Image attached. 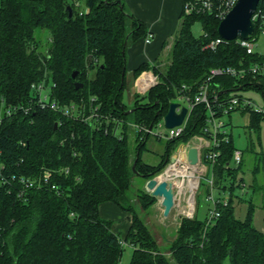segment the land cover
Wrapping results in <instances>:
<instances>
[{
  "label": "trees",
  "instance_id": "trees-1",
  "mask_svg": "<svg viewBox=\"0 0 264 264\" xmlns=\"http://www.w3.org/2000/svg\"><path fill=\"white\" fill-rule=\"evenodd\" d=\"M83 2L89 11L79 14L72 0H0V264H120L125 243L133 246L129 264H264V225H253V204L244 219L234 214L233 193L243 185V178H237L243 159L238 165L231 163L236 148L232 137L222 143L213 166L219 216L209 220L213 205L204 219L197 216L198 192L194 216L181 218L174 239L162 250L145 220L127 204L133 175L144 181L157 175L171 155L167 150L157 166L143 162L146 136L136 133L137 153L132 157L129 122L153 125L183 84L196 90L211 68L250 64L264 60V55L247 53L236 39L207 46L220 36V19L210 13L182 12L169 60L163 66L144 61L132 70L135 79L152 68L160 82L143 97L135 94L134 104L128 105L122 98L126 47L130 38L144 34V23L127 13L123 2ZM257 11L264 14V0ZM196 21L202 25L200 36L192 33ZM37 29L49 32L45 51L39 50ZM254 30L257 36L256 23ZM45 77L55 82L54 95L61 102L96 96L107 113L122 121V137L113 133L114 121L107 130L40 108L6 113L9 106L29 105L32 83ZM76 82L83 85L76 88ZM212 85L222 95L246 87L264 94L254 76H217ZM241 111L249 113V126L258 130L264 113ZM203 112L204 105L196 106L184 133L168 140L184 142L201 133ZM261 170L262 152L253 171ZM21 177L35 180V186L25 187ZM203 182L207 197L211 186ZM257 186L263 191L264 208V184ZM138 199L148 208L157 198L143 188ZM107 201L131 214L123 236L113 230L112 220L100 216L99 205Z\"/></svg>",
  "mask_w": 264,
  "mask_h": 264
},
{
  "label": "built area",
  "instance_id": "built-area-1",
  "mask_svg": "<svg viewBox=\"0 0 264 264\" xmlns=\"http://www.w3.org/2000/svg\"><path fill=\"white\" fill-rule=\"evenodd\" d=\"M72 1L79 11V14H84L89 11V7L86 6L82 0ZM237 1L238 0H185L183 3V13H210L221 20L233 8ZM252 19L254 25L255 23L257 24L258 34L264 35V14L260 11L256 12L255 10ZM258 34L254 36L253 33L249 38L237 37L236 40L246 49L247 53L261 54L255 50ZM151 35V33H148L146 41H150ZM222 41L230 40H226L219 36L209 42L207 46L214 47ZM223 75H229L237 79H245L247 76L263 78L264 60H259L250 64L242 63L240 65L213 67L209 70L207 79L203 81L196 90H192L191 86L183 84L182 87L177 90L178 95L173 101L178 100L180 106H185L187 108V112L182 123L174 127H166L168 130L167 132L155 129V126H165L163 118L150 126L145 123L129 122V125L135 129L136 133L140 134L141 138H144V136L147 138L149 134H154L160 138L165 137L166 139H173L184 133L194 108L204 105V112L201 116L203 120L202 132L194 134L188 140L182 142L174 152L175 159H169L165 168L155 175L158 181L166 180L174 183L175 201L178 200L182 194L187 195L188 212L185 213L187 217H193L195 214L196 208L194 207V199H196L200 191L201 182L203 180L207 181L211 186V191L207 199L211 201L213 206L209 210L208 218L211 220L220 215L219 211L215 208L216 194L214 193L215 189L213 187V166L221 154L222 143L229 142L231 138L224 117L236 109H249L257 113H264V108L254 106L252 100L248 97H243L240 94L231 92H229L228 95H222L212 83L215 77ZM159 82V75L152 68L143 70L136 78L135 89L138 93L144 95L147 94L151 87ZM55 86V82L47 77L32 83V95L29 105L24 106L20 104L17 106H9L6 109V113L11 115L15 110L28 112V110L32 108H40L55 111L62 116L74 120L88 122L95 128H101L103 126L107 130L109 129L108 123L114 121L115 126L113 133L122 137V121L112 116L110 113H107L96 96H91L88 100L82 98L79 100H71L70 102H61L54 95ZM179 110L180 107L177 108V111ZM191 147L197 149V161L195 163H191L188 158V152ZM242 159L243 150L235 148L231 163L238 165L242 162ZM64 170L68 172L69 169L64 167ZM48 173L49 172H46L44 175L45 181H48ZM20 182L25 187L35 186V180H30L25 177H21ZM52 187H55V185L52 184ZM223 202L226 204L227 198H224ZM123 243L125 242L123 241Z\"/></svg>",
  "mask_w": 264,
  "mask_h": 264
},
{
  "label": "rangeland",
  "instance_id": "rangeland-1",
  "mask_svg": "<svg viewBox=\"0 0 264 264\" xmlns=\"http://www.w3.org/2000/svg\"><path fill=\"white\" fill-rule=\"evenodd\" d=\"M192 33L195 36H200L203 33L202 25L199 21L194 22L192 25ZM175 34L178 35V29ZM35 35L39 40V50L45 51L48 48L49 32L44 29H37ZM255 50L264 55V35L258 34ZM166 58L169 60V55L166 56ZM166 58L162 66L167 62ZM136 78H133L131 71H127V81L122 92V98L128 105L134 104L136 97L135 94L139 95V97L146 95H142V93L136 91L134 87ZM231 93H237L243 97H248L252 100L254 106L264 108V94L260 89L246 87L244 89L231 91ZM174 101L178 102V100ZM162 118L164 119V116ZM224 119L227 123L234 146L244 151L242 167L237 176L238 179L241 177L243 178V185L241 187H236L233 193L234 214L236 217L244 219L249 205L253 204L252 223L255 227L262 229L264 225V208L262 206L263 191L255 188L258 187L257 185L262 186L264 184V172L263 170L258 172H254L253 170L257 162V156L261 152L264 153V119L261 120L258 130L249 126L248 112L234 110L229 115H226ZM155 129H160L164 132L168 131L166 126H155ZM181 143L182 142L178 140L172 142L165 137L160 138L154 134H149L141 149L142 161L157 166L164 158H166L168 153L167 150H169V153L171 152L172 155ZM129 144L133 157L137 153V142L136 132L132 126L129 128ZM145 183L146 180L144 181L143 177L138 174L133 175L131 186L128 191L129 203L127 204L132 205L140 217L145 220L150 231L157 240V245L162 250H165L168 248L169 243L174 239L181 218L188 212L187 195L182 194L181 197L175 201L170 213L167 216H163V207L160 204L159 198L149 205L148 208L142 207L138 195L141 194L142 189L145 188ZM199 192L197 216L200 219H204L207 209L212 206L211 201L206 197L204 182L202 183ZM214 193L216 194L217 191L215 190ZM228 194L229 190L226 191V196H228ZM194 207L197 208L196 199H194ZM120 210L125 211L126 213L128 212L121 208ZM101 217L110 219L112 222L117 220L116 218H112L113 216L111 215L104 214L103 211ZM132 251L133 246L129 243H125L120 264L130 263Z\"/></svg>",
  "mask_w": 264,
  "mask_h": 264
},
{
  "label": "crops",
  "instance_id": "crops-1",
  "mask_svg": "<svg viewBox=\"0 0 264 264\" xmlns=\"http://www.w3.org/2000/svg\"><path fill=\"white\" fill-rule=\"evenodd\" d=\"M122 2L126 12L143 22L145 28L143 35L130 38L127 43V71L132 72L144 61L151 65L155 62L162 65L166 56L170 55L177 29L179 32L183 0H122ZM148 33L152 34L150 41H146ZM259 82L264 87V78H259ZM102 211L117 219L113 221L112 228L115 232L124 235L131 224V214L120 210L111 201L99 205L100 216Z\"/></svg>",
  "mask_w": 264,
  "mask_h": 264
},
{
  "label": "water",
  "instance_id": "water-1",
  "mask_svg": "<svg viewBox=\"0 0 264 264\" xmlns=\"http://www.w3.org/2000/svg\"><path fill=\"white\" fill-rule=\"evenodd\" d=\"M122 5V0H117ZM260 0H238L233 8L220 20L218 33L226 40H234L237 37L249 38L254 33V22L252 16L259 4ZM69 15L72 16L73 10L69 5ZM76 73H73L75 76ZM82 82H76V88L82 86ZM228 91H235L231 89ZM180 110L177 111V108ZM133 109V108H132ZM129 109L127 112L132 111ZM187 112L185 106H180L179 102L171 101L166 114L164 115L165 126L170 128L182 123ZM57 125V124H55ZM138 158V156H137ZM136 158V159H137ZM188 158L191 163L197 161V149L191 147L188 152ZM175 159V153L170 156V160ZM136 160L133 164L135 169ZM145 189L153 196L160 199V204L163 207V216H167L175 204L174 183L166 180L158 181L155 176L146 180Z\"/></svg>",
  "mask_w": 264,
  "mask_h": 264
}]
</instances>
